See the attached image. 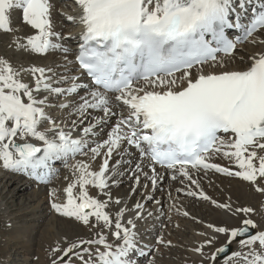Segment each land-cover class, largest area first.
Here are the masks:
<instances>
[{
    "label": "snow or ice",
    "instance_id": "obj_1",
    "mask_svg": "<svg viewBox=\"0 0 264 264\" xmlns=\"http://www.w3.org/2000/svg\"><path fill=\"white\" fill-rule=\"evenodd\" d=\"M75 4L79 15L67 20L82 30L72 61L70 49L58 42L65 38L54 30L52 0H0V30L13 31L10 12L16 9L34 30L24 43L19 37L14 40L19 50L65 54L67 75L34 65L16 68L0 58V167L48 185L57 172L53 164L61 162L70 178L65 177L63 198L57 189L49 190L51 209L97 236L58 241L50 264H135L132 253L146 255L135 231L144 205L137 202L133 210L124 204L114 216L106 210L110 203H123L113 199L110 188L119 184L121 166L130 163L123 159L128 148L137 150L151 168L149 174L142 163L135 164L133 193L141 176L153 189L159 186L165 179L157 171L159 165L171 181L181 184L186 180L199 188L193 171H214L248 182L264 195V0H75ZM229 30L238 34L229 38ZM246 44L257 51L248 53L242 47ZM237 60L243 67H229ZM67 65L78 74L72 75ZM23 73L31 75V83L24 81ZM53 111L66 113L67 119ZM113 117L107 138L93 141L91 137L99 135L96 129ZM81 126L82 134L74 137ZM114 153L121 159L110 164ZM217 156L234 168L212 162ZM98 157L102 162L93 170ZM90 187L97 196L90 195ZM185 194L243 217L238 226L205 225L208 231L198 233L203 239L191 249L200 264H218L221 256L224 264H264V227L252 219L255 208H233L202 190ZM128 212L133 218L125 220ZM105 230L120 243H109ZM156 243L172 245L163 236ZM205 248L214 251L206 255Z\"/></svg>",
    "mask_w": 264,
    "mask_h": 264
},
{
    "label": "bare ground",
    "instance_id": "obj_2",
    "mask_svg": "<svg viewBox=\"0 0 264 264\" xmlns=\"http://www.w3.org/2000/svg\"><path fill=\"white\" fill-rule=\"evenodd\" d=\"M52 3L55 6L52 11L54 30L56 32H59L65 38L64 47L70 49L67 55H68V59L72 60V56H71L73 54L72 48L75 47L76 42L79 40V37L76 29L72 27L73 22L67 20V16L69 15L78 16L79 8L75 4V0H52ZM20 18H21L20 19L21 26H19L20 24L19 22L18 24L19 27L17 28L15 27L14 29L13 27L15 24L13 23L14 19L12 20L10 16V25L13 29V33L15 36L24 35L23 39L21 38L22 43H24L25 42L24 38L34 34V30L31 29L30 26H27L22 22L21 10H20ZM16 20L18 23V19ZM25 32L27 34H24ZM0 33L4 34L6 32L0 30ZM14 39L15 38H13V40ZM53 39L55 41V38ZM242 47H244L248 53L257 51V49L250 44L243 45ZM64 55L65 54L60 50L50 51L46 55L30 54L22 50L21 52L19 51V56L25 58L28 57L27 58L28 60H30L29 59L30 57L32 58L35 57L39 59L40 58L42 59V57L44 58L47 57L46 62L44 61V63H40V64L32 63L34 61L31 60V64L28 63L25 64L26 66L24 65L25 68L34 65L37 67L52 68L55 72L59 74L67 75L68 73L65 71V67H64L65 64ZM67 67L68 69L71 70L72 75L78 74L75 68L73 67V65H67ZM229 67L238 68V67H243V65L239 63V60H237L236 62L230 64ZM27 78L28 80H26ZM24 81L31 83L32 82L31 75L28 74L24 78ZM81 82L85 83V81L82 80V77H81ZM60 86L67 87L68 85H60ZM80 94L84 95L85 93L84 91H81ZM76 99H78V97ZM52 115L63 116L65 119H67V114L61 113L59 111H53ZM93 115L102 116L103 113H93ZM89 120H91V117H89ZM115 121H116V117H113L112 119L108 120L105 124L101 125L100 128L96 129L99 135L91 137V139L96 142L106 139L107 132L110 131ZM86 125H87V121L83 126ZM83 126H81V128H78L76 129L75 132H73L74 137L82 134ZM125 147L128 146L125 145ZM76 159L86 160L87 158L83 156H78L76 157ZM118 159H121V156L117 153H114L113 158L110 161V164H115L116 160ZM123 159L125 161H129L130 163H124L121 166L120 171L123 172L124 174L118 177L119 184L114 185L110 188V191H114L117 194L113 198L115 199L120 198L123 203L120 206H116L113 204V208L109 212L114 216L115 212L118 210V207H123L124 204H126L129 209H133V210L137 202H140L144 205V209L142 212L143 218L135 221L136 223L135 231L137 233V241L139 245L144 248L146 255L141 256L138 254V252L132 253L131 259L135 261V264H148V261L150 260H155V264H176V263L188 264V262L191 263V261L193 260H195V262H199L201 258L196 254L192 253L191 249L194 247L195 244L198 245L199 242L203 239V237H200L198 233L203 231H208L205 227L207 223L214 224L216 222H221L222 223L221 225L227 224L230 227L239 225L240 222L239 219L241 216L233 217L231 216L230 213H225L223 210L215 208L210 203V201L202 200L199 197L187 196L185 193L189 190H194L197 192L202 190L209 197L217 201L214 191H218L222 188L225 192H228V196L226 197V201L223 202L221 201V203L230 202L233 205V208L241 207V205L236 201V198H238L237 200H239V198L250 196L251 198L249 199H253V198L255 199L253 205H255L257 212L259 211L261 213L264 212V203L263 205H261L263 201L260 202L261 199L263 200L264 195L256 192L252 186L249 189L247 187L249 183L242 181L241 179H237V181L241 183L236 182L235 180L236 178L226 183L222 178L223 176L221 177L220 174L215 173L214 171H208L207 174H205L203 171L199 173L193 171V178L197 179L200 185L199 188H196L195 185L190 184V182L186 180L184 181L183 184H181L179 180L171 181L168 174H166L162 168H159L157 171L165 175V179L159 184V186L156 189H153L150 182L146 180L143 176H141L140 185L136 186V191L133 193L131 189L134 186V180L132 178L131 170H134L135 164L142 163L143 170L145 172H148L149 174H151V168L149 167L147 160L141 161L139 157V153L134 148H128V153L123 155ZM101 162L102 159L98 157L94 162H92V169L98 170L99 164ZM212 162L221 164L222 166H230L234 168V165H231L227 160H224L219 156L214 157ZM69 163H71V161H69ZM56 170H57L56 175L53 177L51 182L48 185H43V184H39L38 182H36L27 175L5 170L2 167H0V173H3L2 175H0V181L5 183V190H3V193H0V214L2 217V222L4 223L6 229L10 233V234H4L1 237L2 238L1 244L5 248V250L10 245L16 248H21L23 250V253H25L24 261H27L29 263H31V261L33 260H36L37 261L36 263L39 264H50L49 262L51 261V256H50L51 249L56 245L58 241H63L65 238L68 241H72L78 239L77 237H81L83 239H89V236L90 235L92 236V234L94 233V232H90L88 228L84 227L80 223L70 218L59 216L51 209L50 206L51 198L49 197L48 194L49 190L52 188L57 189L58 195H60L61 198H63L62 189L68 183V181L65 180V177L68 176L70 178L69 169L64 167L62 163L57 164ZM220 178L222 179L220 180ZM123 183L129 184L128 190H124L121 188ZM145 184L148 185L147 188L144 187ZM208 187H210V189ZM177 189H182V191L177 192ZM96 191L97 190L95 188L90 187V195L97 196ZM221 192L220 194H222ZM169 193H171V197L169 196ZM148 196H151L152 199L151 200L147 199ZM157 201H159V203H157ZM111 204L112 203H110V206ZM206 204H208L207 206L209 210L213 211V213L215 214L214 217L211 216L213 217L214 220H212L211 217L210 219L204 218V216L207 215L206 211H208V209L206 208ZM173 205H175V207H173ZM14 206H16V209L12 208ZM200 207L205 210L198 212V209H200ZM10 209L12 210L10 211ZM176 209H180V212H177ZM184 211H187L189 213L187 217L182 215V212ZM149 213L151 214L149 215ZM21 217L24 218L27 225L25 223H24L25 225H22L23 222L20 224L18 219ZM131 218H133V212L126 213L125 220ZM195 221L198 224L195 225ZM37 222L38 224H36ZM177 225L179 226L177 227ZM259 226H261V224ZM182 227H186V229H184V233L178 234L180 231L181 232L183 231ZM196 227H198L201 230L197 232V230H195ZM26 229L27 230L29 229L32 233L36 232L39 234V238L37 239L36 242L37 244L36 247H34V241H35L33 240L34 238L32 239L28 237L31 234V232L29 233L28 236L25 235L27 233L25 234L22 233V231ZM105 234L107 235V239L109 243H113V244L120 243V241L115 240V238L112 235H110V233H108L107 230H105ZM91 236L90 239L97 238V237L91 238ZM161 236H163L165 241L170 240L172 242V245L171 246L158 245L156 241ZM179 237L181 238L179 239ZM220 243H223V238H221ZM41 246H42V253L40 254L37 248ZM62 246H66V244ZM100 247L101 250H103V247L102 246ZM8 251L6 257H8ZM33 251L36 252L34 254L35 257L31 258L32 256H30V254H33ZM210 252H212V250ZM47 254H48V259L46 260ZM173 255H179V256L176 259ZM173 257L175 259H173ZM175 260L177 261L176 263Z\"/></svg>",
    "mask_w": 264,
    "mask_h": 264
},
{
    "label": "rangeland",
    "instance_id": "obj_3",
    "mask_svg": "<svg viewBox=\"0 0 264 264\" xmlns=\"http://www.w3.org/2000/svg\"><path fill=\"white\" fill-rule=\"evenodd\" d=\"M55 7V6H54ZM13 13H14V15H13ZM12 15H13V17H12ZM10 16H11V19L13 20L14 19V21H13V23H15L14 24V29H15V27L17 28V27H19V26H21V22H20V12L19 11H17V10H12L11 11V13H10ZM16 19H18V23H17V20ZM11 20V21H12ZM19 22H20V24H19ZM17 24V25H16ZM18 24H19V26H18ZM68 25V24H67ZM5 34V35H4ZM0 33V58H4V59H7L14 67H16V68H19L20 66H23V67H25L26 65L25 64H31V60L32 61H34V62H32V63H38V64H40V63H44V61L46 62V60H47V57H42V59L40 60L39 58H35V57H30L29 59L30 60H28L27 58H25V57H20L19 56V51L21 52V50H19L17 47H16V44L14 43V40L17 38V37H19V38H22L23 39V36L24 35H14V33H13V31L12 32H6V33ZM24 34H27L26 32L24 33ZM13 36V37H12ZM13 38H15L14 40H13ZM7 39V40H6ZM6 40V41H5ZM11 40V41H10ZM8 41H10V42H8ZM6 42V43H5ZM12 42V43H11ZM59 43H60V41H58ZM5 43V44H4ZM10 43V44H9ZM21 43H22V40H21ZM15 44V45H14ZM61 44H62V42H61ZM4 48V49H3ZM6 48V49H5ZM14 49V50H12V49ZM12 50V51H11ZM15 52V53H14ZM17 53H18V55H17ZM10 54V55H9ZM27 60H28V62H27ZM15 62V63H14ZM26 62V63H25ZM16 64V65H15ZM19 65V66H18ZM25 65V66H24ZM27 68V67H26ZM27 75H28V73H26ZM25 73L24 74H22V77H23V79L27 76ZM24 75V76H23ZM26 75V76H25ZM26 80H28V78L26 79ZM2 172V171H1ZM3 173H0V175H2ZM62 177V176H61ZM8 178V177H7ZM223 178V180H224V182H228V181H232V179L234 180L235 178L233 177V178H228V177H222ZM222 178H220V180L222 179ZM225 178V179H224ZM5 179V178H4ZM3 179V180H4ZM230 179V180H229ZM227 180V181H226ZM236 180V182H238V183H241V182H239V181H237V179H235ZM123 186L121 187L122 189H124V190H128L129 189V184H126V183H123L122 184ZM9 186V185H8ZM247 187L250 189L251 188V185H247ZM209 189H210V187H208ZM3 190H5V183L4 182H2V181H0V193H3ZM222 191V192H221ZM97 192V191H96ZM216 192H217V194L219 193L220 194V192L222 193V194H220V196H219V194H218V196H217V194H216ZM111 194H112V197H114V196H116L117 194H116V192H114V191H111ZM214 194L216 195V199H217V201H219L220 203H221V201L223 202V201H226V197L228 196V192H225L222 188L220 189V190H218V191H214ZM100 197V199L101 200H103V199H106V197H104V196H99ZM249 198H251L250 196L248 197H243V198H239V200H237L238 198H236V201L241 205V207H253V208H255V205H253L254 204V202H255V199L253 198V199H249ZM264 199V198H263ZM263 201V202H262ZM260 202H262V204L261 205H263V203H264V200H262L261 199V201ZM208 204H206V208L208 209V211H206V216H204V218H206V219H210V217L211 216H215V214L213 213V211H210L209 210V208H208V206H207ZM198 206H200V205H198ZM13 209L15 208L16 209V206H14V207H12ZM18 208V207H17ZM112 208H113V204H111V206H110V204H109V207H108V211H110V210H112ZM201 209V210H200ZM200 209H198V212H201V211H203V210H205V209H203V208H201L200 207ZM256 209V208H255ZM12 209H10V211H11ZM107 210V209H106ZM200 210V211H199ZM257 210V209H256ZM262 214V215H261ZM113 215V214H112ZM260 216V217H259ZM213 217H211V219L212 220H214L213 219ZM262 217V218H261ZM243 217L241 216L240 217V219L239 220H241ZM252 219L253 220H255L259 225L261 224V227H264L263 226V224H264V212L263 213H261L260 211L259 212H257V214H255V215H253L252 216ZM21 220V221H20ZM238 220V221H239ZM18 221L20 222V224L22 223V225H25L26 224V222H25V220H24V218L23 217H21V218H19L18 219ZM203 221V220H202ZM237 221V222H238ZM25 223V224H24ZM217 223H219L218 225H221L222 223L221 222H216V223H214V224H217ZM36 224H38V222L36 223ZM196 224H198L196 221H195V225ZM200 224V223H199ZM27 225V224H26ZM224 225V224H223ZM227 225V224H226ZM5 228V229H4ZM197 228V229H196ZM195 228V230H197V232L199 231V230H201V229H199L198 227H196ZM184 229H186V227H182V232L180 231L178 234H183L184 233ZM25 231V232H24ZM24 231H22V233L23 234H25V233H27V234H25V235H29V233L31 232L29 229L27 230H24ZM4 234H10L9 233V231L6 229V226L4 225V223L2 222V217H1V214H0V264H28L29 262H27V261H24L25 259V256H24V254L25 253H23V250L21 249V248H16V247H14V246H8V248H6V250H5V248L2 246V244H1V237L4 235ZM34 234H35V236H34ZM96 236V234L95 233H93L92 234V236H91V238H93V237H95ZM28 237H30V238H34L33 240H35L34 241V247H36V242H37V239L39 238V234L38 233H36V232H31V234L28 236ZM90 237V236H89ZM77 238H81V237H77ZM181 237H179V239H180ZM217 247L219 246V244H217L216 245ZM237 245H234L233 246V249L234 250H236L237 248H238V246L236 247ZM10 247V248H9ZM38 249V252L41 254L42 253V246L41 247H39V248H37ZM9 250V251H8ZM213 251L214 250V248L212 249V248H205L204 249V251H205V253H206V255H208L209 253H210V251ZM7 251H8V257H6V254H7ZM22 251V252H21ZM36 252L35 251H33V254H30V256H32L31 258H34L35 257V254ZM11 255V256H10ZM176 259L178 258V256L179 255H173ZM173 257V259H175ZM48 259V254L46 255V260ZM35 261V262H34ZM39 264V263H36L37 261L36 260H33V261H31V263H29V264ZM51 262V261H50ZM49 262V263H50ZM177 261L175 260V263H176ZM176 264H178V263H176ZM188 264H200V261L199 262H195V260H193V261H191V263L190 262H188ZM205 264H208V262L206 261L205 262ZM218 264H224V261H219L218 262Z\"/></svg>",
    "mask_w": 264,
    "mask_h": 264
}]
</instances>
